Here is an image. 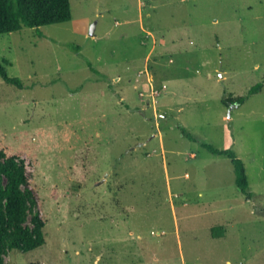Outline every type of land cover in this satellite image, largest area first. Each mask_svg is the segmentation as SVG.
<instances>
[{"label": "rangeland", "instance_id": "rangeland-1", "mask_svg": "<svg viewBox=\"0 0 264 264\" xmlns=\"http://www.w3.org/2000/svg\"><path fill=\"white\" fill-rule=\"evenodd\" d=\"M69 2L0 35V162L45 235L1 264H264V0Z\"/></svg>", "mask_w": 264, "mask_h": 264}, {"label": "trees", "instance_id": "trees-1", "mask_svg": "<svg viewBox=\"0 0 264 264\" xmlns=\"http://www.w3.org/2000/svg\"><path fill=\"white\" fill-rule=\"evenodd\" d=\"M71 20L69 0H0V35L17 32L22 28L38 29L48 25L63 24ZM79 50L78 47L70 46ZM8 62L0 61V78L9 85L22 88L19 80L9 78L5 66ZM264 86L262 82L249 91V95L258 94ZM238 105L243 99H229ZM182 133L186 135L183 131ZM202 146L211 154L227 158L235 176V184L247 199L248 181L243 162L232 151L216 150L208 144ZM35 197L28 187V177L22 163L14 158L0 162V264L5 251L29 252L40 248L45 242L44 223L38 215L31 219L32 228L23 227Z\"/></svg>", "mask_w": 264, "mask_h": 264}, {"label": "water", "instance_id": "water-1", "mask_svg": "<svg viewBox=\"0 0 264 264\" xmlns=\"http://www.w3.org/2000/svg\"><path fill=\"white\" fill-rule=\"evenodd\" d=\"M94 34V24H92L89 28V36H93ZM235 107H237V105H235ZM229 116V115H228Z\"/></svg>", "mask_w": 264, "mask_h": 264}, {"label": "built area", "instance_id": "built-area-1", "mask_svg": "<svg viewBox=\"0 0 264 264\" xmlns=\"http://www.w3.org/2000/svg\"><path fill=\"white\" fill-rule=\"evenodd\" d=\"M162 89H165V86L164 85L162 86Z\"/></svg>", "mask_w": 264, "mask_h": 264}]
</instances>
